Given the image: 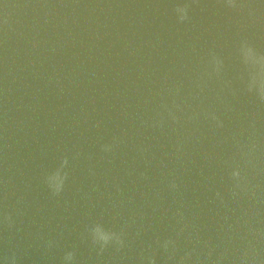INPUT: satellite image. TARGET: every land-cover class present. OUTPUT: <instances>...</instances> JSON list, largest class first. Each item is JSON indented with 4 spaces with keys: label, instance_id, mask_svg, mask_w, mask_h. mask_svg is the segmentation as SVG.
<instances>
[{
    "label": "water",
    "instance_id": "95a60500",
    "mask_svg": "<svg viewBox=\"0 0 264 264\" xmlns=\"http://www.w3.org/2000/svg\"><path fill=\"white\" fill-rule=\"evenodd\" d=\"M244 2L254 16L222 0H0V214L20 209L13 229L0 225V264L13 252L18 264H64L68 251L75 264H141L157 236L172 234L171 210L181 201L202 240L219 245L214 256L225 246L235 252L244 219L264 227V205L229 197L221 166L233 133L254 121L264 137V104L243 91L247 71L238 56L243 40L264 53V0ZM184 3L190 20L178 23L173 9ZM211 53L225 67L203 101L225 127L188 126L179 135L191 143L177 156V132L142 127L140 119L153 114L166 77L183 81L187 93L209 70ZM125 131L127 144L102 159L100 143ZM138 146L149 151L142 157ZM78 150L83 155L72 160ZM63 156L70 175L53 197L44 176ZM173 176L178 194L167 187ZM97 221L126 225L127 246L98 255L81 239Z\"/></svg>",
    "mask_w": 264,
    "mask_h": 264
},
{
    "label": "clouds",
    "instance_id": "9594fccd",
    "mask_svg": "<svg viewBox=\"0 0 264 264\" xmlns=\"http://www.w3.org/2000/svg\"><path fill=\"white\" fill-rule=\"evenodd\" d=\"M195 2V0H192ZM224 6L229 9L244 12L247 10L249 17L255 15V9L244 0H222ZM191 3L178 4L173 11L178 23L190 20L189 12ZM238 56L241 64L247 71V79L244 81L243 91L256 98L260 104H264V53L258 51L247 40H243L238 48ZM224 61L215 53L210 54L208 69L203 73H197L190 81V87L185 93L184 82L165 78L164 83L157 93L159 103L153 109V114L148 120L140 119V125L165 132L172 130L177 132V138L173 145L174 152L179 156L186 151L191 143V137H181L179 133L188 126L198 127L201 122H207L214 129H223L224 121L217 111L204 106L203 96L213 79H221L224 72ZM235 94V92H233ZM151 103V101H146ZM126 131L121 135H114L111 140L100 143L99 148L102 159L111 160L121 146L127 144ZM101 139H103L101 137ZM232 152L221 161L228 179V195L233 200H247L254 205H264V137L257 129L254 121L250 122L248 129L233 133L231 137ZM137 151L143 157L149 151L148 146H138ZM83 153L76 151L71 159L81 158ZM91 156L88 157L91 160ZM69 157L63 156L58 167L44 176V183L53 197L60 196L69 179ZM92 175L95 172L89 168ZM141 178L147 179L146 173H140ZM168 189L178 194L180 192L179 179L173 176L168 181ZM215 198L221 205L227 206V200L220 191L215 193ZM20 209L5 211L0 214V225L11 230L15 227L14 215H19ZM247 213H245V216ZM171 220L174 222L172 234L154 240L155 249L150 254L141 257V264H157V253H162V264H264V227L253 226L249 220H243L244 231L239 234V246L235 252L230 253L227 246L214 256L213 253L219 245L212 246L207 240H202L199 227L195 218H190L183 202H179L174 210H171ZM231 225L229 228L231 229ZM126 225L119 230L105 228L103 223L97 221L85 227L81 234L82 240H89L97 254L101 255L109 247L121 251L127 246ZM139 234V233H137ZM233 237H229L231 243ZM202 245V247H201ZM52 241L46 242V247L51 248ZM152 249V245H149ZM76 253L68 251L63 256L64 264H75ZM4 264H18L16 253L4 257Z\"/></svg>",
    "mask_w": 264,
    "mask_h": 264
}]
</instances>
